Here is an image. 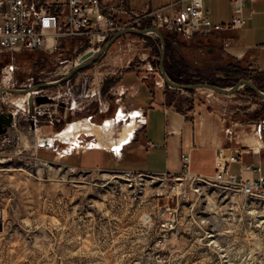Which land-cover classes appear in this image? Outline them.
Listing matches in <instances>:
<instances>
[{"label": "rangeland", "instance_id": "obj_1", "mask_svg": "<svg viewBox=\"0 0 264 264\" xmlns=\"http://www.w3.org/2000/svg\"><path fill=\"white\" fill-rule=\"evenodd\" d=\"M131 1L140 5L148 0ZM162 35L176 79L184 85L231 88L247 80L264 93V71L225 54L220 37ZM62 45L52 52L0 55V89L59 82L78 57L104 44ZM160 50L155 35H122L58 85L28 95L0 92V114L13 116L11 127L0 134V264H264V203L245 201L212 183L188 182L185 193L173 194L160 176L103 167L73 169L52 153L46 161L43 153L38 156L45 149L37 138H55L77 123L80 127L67 142L80 135L93 148L119 143L131 119L116 121L117 111L137 110L123 107L125 99L118 101L112 91L127 74L144 78L149 86L159 82L168 104L181 111L205 104L228 124L250 127L264 121V99L245 86L234 95L168 88L158 72ZM11 63L13 72L4 74ZM44 96L51 101L29 104L30 97ZM55 141V149L64 145L57 137ZM86 160L78 156L69 162ZM167 220L175 228L162 233L161 223Z\"/></svg>", "mask_w": 264, "mask_h": 264}, {"label": "built area", "instance_id": "obj_2", "mask_svg": "<svg viewBox=\"0 0 264 264\" xmlns=\"http://www.w3.org/2000/svg\"><path fill=\"white\" fill-rule=\"evenodd\" d=\"M254 1L229 0L231 17L228 23L221 24L213 22L205 14L202 0H169L166 5L153 10L136 9L128 0H63L62 3L57 0H0V55L43 50L52 52L63 46V43L74 42H83L93 47L100 46L113 34L125 29L136 31L156 29L161 34H173L184 39L232 33L246 25L243 16L245 5ZM150 35L153 34L146 33L145 36ZM13 70L14 66L11 63L6 65L2 72L11 75ZM133 111L139 112L140 116L136 119L137 127L128 145L135 140L137 132L145 123L143 113L139 110ZM120 114L123 117H120ZM129 116V113L118 110L115 120L124 122ZM90 119L91 117H88L87 121ZM253 126L257 135L264 136V121ZM75 140L73 143H67L59 154L71 155L78 153L83 147L92 148L91 144L88 145L80 139V135H77ZM55 142L54 140L51 146L39 148L54 151ZM109 151L116 156L121 150L115 151L111 147ZM238 152L223 149L218 151L214 157L213 176L203 177L191 173L190 156L185 153L180 155L179 174L158 176L169 182L167 185L173 194L185 193L188 182L205 185L212 183L242 196L245 201L264 203V161L254 168L239 162V175H233L229 169L231 165L238 164ZM174 228V222L167 220L161 223L160 230L167 233Z\"/></svg>", "mask_w": 264, "mask_h": 264}, {"label": "crops", "instance_id": "obj_3", "mask_svg": "<svg viewBox=\"0 0 264 264\" xmlns=\"http://www.w3.org/2000/svg\"><path fill=\"white\" fill-rule=\"evenodd\" d=\"M128 2L136 9L153 10L166 5L169 0H156L154 4L152 0H148L140 5L131 0ZM263 3L264 0H255L245 5L243 16L246 25L250 24V29L245 25L232 33L213 35L225 42V54L246 61L259 71H264ZM202 6L213 22H229V0H202ZM250 31L253 33L247 37L246 34ZM112 91H115L118 101L125 99L123 107L137 109L143 113L145 123L131 144L123 146L116 156L112 155L108 148L86 147L78 153L61 156L59 152L69 143L66 140L62 142L64 145L54 151L40 150L38 156L43 153L45 158L42 160L46 161L52 153L55 158L64 160L73 169L103 167L154 176L179 174L182 153L190 156L191 173L203 177L213 176L214 157L221 149L229 152L239 151L238 164L231 165L229 169L230 173L236 176L239 175L240 163L254 168L264 161V136L257 135L254 126L228 124L221 115L211 111L205 104H193L188 110L181 111L168 104L165 90L157 81L149 86L144 78L127 74L117 80ZM133 99H136V102H133ZM135 112L139 118V112ZM54 147H57L56 144ZM78 156L87 157V160L78 165L69 162L70 158Z\"/></svg>", "mask_w": 264, "mask_h": 264}, {"label": "water", "instance_id": "obj_4", "mask_svg": "<svg viewBox=\"0 0 264 264\" xmlns=\"http://www.w3.org/2000/svg\"><path fill=\"white\" fill-rule=\"evenodd\" d=\"M146 33H151L153 35H155L158 39V41L160 42L161 45V50H160V54H159V64H158V72L164 82V84L170 88V89H177V90H182V91H192V90H210L216 94H222V95H234L236 94V92L239 91V89L242 86H245L247 88H249L251 91H253L258 97L264 99V93H262L261 91H259L252 83L246 81V80H239L238 82L235 83L234 86H232L231 88H217L211 84L208 83H194V84H187V85H180L172 80L169 79V77L167 76V74H165L164 72V68H163V62H164V56H165V48H166V42L164 41V37L163 35L156 29H150L147 31H142V30H132V29H125L122 30L121 32H117L115 34H113L105 43L102 47H100L99 49H97L95 52L90 50V52H87L83 55H81L80 57L77 58V64L75 65V67L69 71L64 78H62L61 80H59V82L56 83H44L42 85H38L35 87H31L28 88L29 91H32L34 89H38V88H44V87H49V86H55L60 84V82H63L65 80H67L68 78H70V76L75 73V71L81 70L83 68H85L86 66H88L89 64H91L92 61H94L95 58H97L98 56L102 55L103 53H105L108 48L114 44V42L116 40H118L120 37H122V35H133V36H145ZM28 90H8V89H0V92H5V93H14V94H25ZM51 100L49 98H47L46 96L44 97H34L33 100L29 99V104L32 105V103H34L35 105L39 106V105H44V103H49ZM13 121V116L12 114H0V134H4L7 130V128L11 127V123ZM3 229V224L0 221V232Z\"/></svg>", "mask_w": 264, "mask_h": 264}, {"label": "bare ground", "instance_id": "obj_5", "mask_svg": "<svg viewBox=\"0 0 264 264\" xmlns=\"http://www.w3.org/2000/svg\"><path fill=\"white\" fill-rule=\"evenodd\" d=\"M50 44V41H48V45ZM29 93H33L32 91H27L25 94L28 95ZM29 99L33 100L32 97H30ZM131 113V114H130ZM129 113V118L131 119L129 122H126L124 128H123V132H122V140L115 144V145H112L113 147V150H122V147L125 146L126 144L130 143L129 141L131 140L132 138V131L134 129V126H135V122L133 121L134 118H137V114L135 111L133 112H130ZM120 117H123L121 114L119 115ZM128 118V119H129ZM119 121V120H118ZM136 121V120H135ZM137 122V121H136ZM106 126L105 127H109L110 126V123L108 122H105ZM80 125L79 123L75 124V125H70L67 127L66 130H63L60 134L56 135L57 138L60 139V141H66L67 138H68V135L72 134L75 130L74 129H77L79 128ZM55 137V138H56ZM55 138H52V137H41V138H37L36 139V142H37V145H39V147H46V146H51L54 144V140ZM76 138V137H75ZM97 145V144H96ZM95 145V146H96ZM99 145V144H98ZM97 145V146H98ZM92 148L94 147L93 144H91Z\"/></svg>", "mask_w": 264, "mask_h": 264}, {"label": "trees", "instance_id": "obj_6", "mask_svg": "<svg viewBox=\"0 0 264 264\" xmlns=\"http://www.w3.org/2000/svg\"><path fill=\"white\" fill-rule=\"evenodd\" d=\"M158 54V53H156ZM164 62H163V68H164V72L165 74H167V76L169 77L170 80L180 84V85H184L185 83L179 81L176 79V77H178V73H176L175 69L173 68V66L169 63V57H167V53H165L164 56ZM247 81V80H246Z\"/></svg>", "mask_w": 264, "mask_h": 264}]
</instances>
